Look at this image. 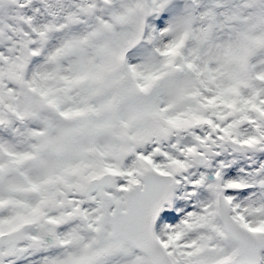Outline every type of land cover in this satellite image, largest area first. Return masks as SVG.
<instances>
[{
  "label": "snow or ice",
  "instance_id": "snow-or-ice-1",
  "mask_svg": "<svg viewBox=\"0 0 264 264\" xmlns=\"http://www.w3.org/2000/svg\"><path fill=\"white\" fill-rule=\"evenodd\" d=\"M0 264H264V0H0Z\"/></svg>",
  "mask_w": 264,
  "mask_h": 264
}]
</instances>
